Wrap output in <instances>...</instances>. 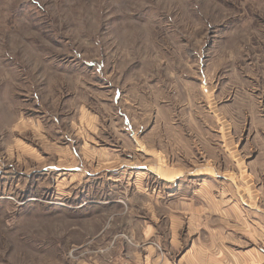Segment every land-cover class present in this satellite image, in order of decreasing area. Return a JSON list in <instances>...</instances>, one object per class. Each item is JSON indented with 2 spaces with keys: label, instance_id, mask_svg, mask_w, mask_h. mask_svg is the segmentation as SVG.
Here are the masks:
<instances>
[{
  "label": "rangeland",
  "instance_id": "374dc122",
  "mask_svg": "<svg viewBox=\"0 0 264 264\" xmlns=\"http://www.w3.org/2000/svg\"><path fill=\"white\" fill-rule=\"evenodd\" d=\"M232 206L256 231L264 0H0V264H186Z\"/></svg>",
  "mask_w": 264,
  "mask_h": 264
},
{
  "label": "crops",
  "instance_id": "0c3cea01",
  "mask_svg": "<svg viewBox=\"0 0 264 264\" xmlns=\"http://www.w3.org/2000/svg\"><path fill=\"white\" fill-rule=\"evenodd\" d=\"M211 203L213 204V221L226 218V216H221L222 203L219 201H212ZM246 205L250 208L253 207L248 203ZM198 209L197 207L196 211ZM231 209L238 215L236 217L238 220L236 223L239 224L237 227L243 229V231L240 234L237 233V229L234 228L236 227L235 225L228 226V230L225 232L220 231L219 228H204L202 225L203 231L207 229V232H201V229L190 241L188 250L184 254L187 256L186 264H264V209L257 207L259 215L255 221L256 231H253V225L248 222V214L246 212L243 214V211L235 206L229 208L230 211ZM239 213L240 215L242 214L240 217ZM216 214L219 216H216ZM226 215L228 214L226 213ZM195 218L196 221L199 220L201 222L206 219L201 215ZM233 219L234 217L230 216L229 220ZM215 225L217 224L215 223ZM156 247L162 250L161 245L157 243H151L148 248H151V253L156 254L158 253ZM181 259L183 260L184 256Z\"/></svg>",
  "mask_w": 264,
  "mask_h": 264
}]
</instances>
